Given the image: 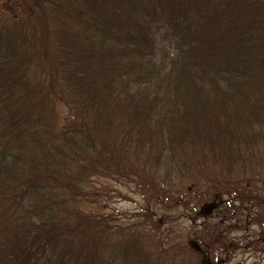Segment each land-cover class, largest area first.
Wrapping results in <instances>:
<instances>
[{"label": "trees", "instance_id": "1", "mask_svg": "<svg viewBox=\"0 0 264 264\" xmlns=\"http://www.w3.org/2000/svg\"><path fill=\"white\" fill-rule=\"evenodd\" d=\"M0 14V264L264 253V0H12ZM100 179L132 184L144 208L89 210ZM158 205L182 208L183 236Z\"/></svg>", "mask_w": 264, "mask_h": 264}, {"label": "rangeland", "instance_id": "2", "mask_svg": "<svg viewBox=\"0 0 264 264\" xmlns=\"http://www.w3.org/2000/svg\"><path fill=\"white\" fill-rule=\"evenodd\" d=\"M12 0H0V9L3 7V4H11ZM3 15V14H0ZM60 116L66 113V110L62 107L60 110ZM94 183L98 186V190L96 191L99 197L96 199H93V203L88 205V209L96 212V213H105V214H117L116 217H128L132 212H137L144 208L145 201L142 195H140L137 190L134 188V186L130 183H117L111 180H95ZM184 186H179L178 188L174 189L175 196H182L185 199H188L190 202L191 199L189 198L193 194H197L196 191H190L187 192ZM159 193H158V191ZM148 191L150 193L152 192V187H148ZM155 191H157V196L162 192V188L159 186V188H155ZM149 193V194H150ZM172 192H168L169 199H172L174 194H171ZM172 197V198H171ZM168 199V200H169ZM97 201V203H96ZM196 204V203H195ZM195 204L192 202L190 204L191 207H195ZM194 205V206H193ZM197 205V204H196ZM159 205L157 206V214L156 219H158L162 214H168V216H174L179 220V222L173 226V224H168V228L173 227V229L169 230L170 236H183L185 234L184 232L188 229L189 222L185 220L184 218H180L183 210L180 207L176 211L174 208H170L169 210L173 211H167L158 209ZM178 212V214H177ZM181 212V213H180ZM180 213V215H179ZM185 214V213H184ZM183 217V216H181ZM257 228L250 226L248 228L249 231H255ZM242 232H238L237 237L242 236ZM264 252V251H263ZM228 264H264V253L254 252L253 250L246 249L242 251H238L234 253V255L231 257V260L228 262Z\"/></svg>", "mask_w": 264, "mask_h": 264}]
</instances>
